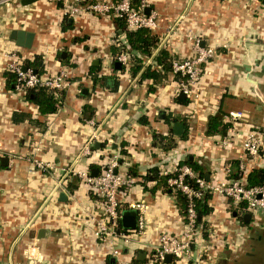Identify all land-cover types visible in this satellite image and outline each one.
Masks as SVG:
<instances>
[{
	"label": "crops",
	"instance_id": "1",
	"mask_svg": "<svg viewBox=\"0 0 264 264\" xmlns=\"http://www.w3.org/2000/svg\"><path fill=\"white\" fill-rule=\"evenodd\" d=\"M59 4L56 0H35L0 7V49L15 50L22 60L39 54L40 74L63 67L70 70L69 83L55 110L40 113L36 104L22 98L0 58V156L7 157L6 163L0 161V264L111 263L104 242L92 232V219L101 214V198L80 180L73 189L67 185L73 174L65 170L75 164V156L89 138L96 160L84 155L77 158L78 165L90 168L93 162L100 167L101 158L115 152L118 169L133 164L136 174H132L138 178L126 192L118 193L120 210L128 208V200H142L146 220L141 238L144 246L135 241L118 242L125 258L146 252L156 241L158 230L177 232L181 226L170 194L150 190L151 181H146L145 189L139 183V175L148 166L160 159L178 162L190 151V159L199 160L208 175L224 179L229 160H240L242 153L237 143L225 149L216 139L233 126L240 131L257 129L263 139L261 152L242 160L245 165L264 167V5L258 0H147L148 12L155 15L154 31L160 33L158 46L164 45L171 57L194 53L185 36L187 29L200 44L214 47L193 86L197 96L184 95L182 98H189L186 103L178 102V95L169 88H162L172 83L169 71L166 80L149 91L145 85L149 79L139 81V71L131 75L126 66L121 68L122 63L120 67L111 63L110 44L122 37L111 15L82 12L60 16ZM64 19L69 28H61ZM12 27L34 32L30 47L8 39ZM168 27L171 32L166 35ZM48 48L52 51L46 52ZM62 50L65 53L58 58L56 54ZM63 57L65 61L60 60ZM149 60L150 56L143 62ZM90 64L98 66L90 69ZM114 79L117 85L111 90ZM229 110H241L242 116L231 122L226 119ZM212 114L227 123L220 134L205 132ZM140 115L146 123L138 120ZM165 115L182 117L183 121L176 120L183 122L186 135L175 137V145L162 150L152 145L151 131L165 134L171 130L174 120L165 122ZM121 148L126 154L119 151ZM35 158L48 166L38 167ZM211 205L208 225L217 236L228 234L233 243L228 248L236 251L221 257L219 264H228L248 249L242 250L247 239L244 227L251 226L253 231L257 227L262 232L264 217L263 221L250 217L239 225L236 217L241 212L227 207L223 196H216ZM233 210L238 215H233ZM40 227L44 231L37 236ZM210 252L212 263L217 264L221 252Z\"/></svg>",
	"mask_w": 264,
	"mask_h": 264
},
{
	"label": "built area",
	"instance_id": "2",
	"mask_svg": "<svg viewBox=\"0 0 264 264\" xmlns=\"http://www.w3.org/2000/svg\"><path fill=\"white\" fill-rule=\"evenodd\" d=\"M133 1L59 0L58 7L60 16L72 17L82 12L103 16L114 15L122 18L126 28L145 27L154 30L156 28L154 13L144 11L147 0H136V4ZM17 3H19V0H0V7H8ZM166 31V35H169L171 29L168 27ZM185 36L190 40L194 53L185 58L171 57L169 72L172 74L173 80L169 86L163 84L162 88L164 90L169 88L174 96L181 92L186 96H197L193 86L200 78L202 63L212 56L214 47L208 44H200L199 38L190 29L185 31ZM49 51H52V49H46V52ZM0 58L5 61L6 70L13 74L14 86L23 93L22 98L25 97V88L45 87L60 90L64 89L69 83L70 70L68 67L60 68L51 74H40L33 68L24 66L17 52L6 47L0 49ZM127 59L128 55L124 52L118 53L115 57V60L122 64H126ZM174 75H177V77L175 78ZM241 116V110H229L226 113V119L231 122L238 120ZM216 142L225 149L230 148L233 143L240 146L242 156L238 161V169L242 171L245 168L242 158L257 156L263 139L253 129L240 131L232 126L227 129L225 134L218 136ZM90 143L89 138L82 144L79 153L75 156V164L65 171L76 175L81 182L101 198V214L92 219L94 221L92 232L96 238L104 242L106 254L114 257V261L109 264H213V254L210 251H218L224 246L230 247L233 243L228 234L217 236L213 230L207 229L201 223L196 222L195 199L200 198L204 191L215 197L228 198L229 203L235 209H240L241 213L249 212L253 221L262 220L261 218L264 217V184L245 186L239 178L228 175L229 167L227 165L224 168L226 175L224 179L214 174L205 178L187 163L160 159L157 164L158 174L164 176L166 186L172 190H179L186 199L184 214L180 215L179 219L181 226L177 232L167 229L158 230L156 241L147 246L148 250L144 252V257L132 261L131 257L125 258L122 256L118 242L135 241L140 246L142 245L141 238L146 227L143 212L144 205L142 200H128L125 203L127 207L134 208L137 214L135 227L124 230L119 222L122 200L118 197V193L126 192L138 178L127 169H118V155L112 151L111 154H106L101 158L100 169L94 175L90 174V169L78 165L77 160V158L84 155L92 159L97 157L93 156ZM188 152L191 153L190 151L186 153ZM34 163L38 167L48 166V164L36 158ZM186 179H191L194 185L189 184ZM150 181L154 183V180ZM208 218V214L203 216L206 224H208ZM203 231H206L204 235ZM165 253L170 254V261L168 262L163 260Z\"/></svg>",
	"mask_w": 264,
	"mask_h": 264
},
{
	"label": "trees",
	"instance_id": "3",
	"mask_svg": "<svg viewBox=\"0 0 264 264\" xmlns=\"http://www.w3.org/2000/svg\"><path fill=\"white\" fill-rule=\"evenodd\" d=\"M262 5H264V0H258ZM57 4H59V0H56ZM134 4H136V0L133 1ZM113 18L114 26L116 31L120 30L119 34H122V37L115 38V41L110 44V56H111V63L113 64L115 57L118 53L124 52L128 55L127 63L122 64L121 68L123 66H126V68L129 70L131 75H134L136 72L138 73V80L141 81L142 79H149V81L145 84L146 89L149 91H155L156 85L160 82H163L166 80L167 72L170 70V67L168 63L171 59V54L169 50L163 45L158 46L160 33H157V31L150 30L145 27H138V28H126L124 26V22L122 18L118 16L111 15ZM70 24L66 22L64 19L62 21L61 28L66 29L69 28ZM118 36V35H117ZM155 53H151L154 48H156ZM57 57L60 58L59 52H57ZM150 56V60L147 63H144L146 57ZM62 61L66 60V57L63 59H60ZM24 66H28L31 68H35V71L41 70L42 63H41V57L39 54H34L32 58H24L21 59ZM98 65L90 64V69H96ZM7 70V73L10 74L11 79L13 77V74ZM176 78L177 75H174ZM117 85V79H114L112 85L109 87V89L113 90L115 89ZM63 89L60 90H52L45 87H37V88H25L24 89V96L37 105L38 111L40 113H47L54 111L56 108V102L60 100V97L62 96ZM176 100L181 103H186L189 98H177ZM84 108L91 109V107L84 105ZM170 116V115H169ZM181 119L183 121L182 117L179 116H170L168 118L167 115L163 116V120L167 123H169L172 120ZM138 120L140 122L146 123L147 120L144 115H140ZM227 126L226 122H222L217 115H209L207 122H206V134H214V133H221L222 130H224ZM252 129V128H251ZM257 131V129H253ZM186 135V127L183 129V131L179 135H175L172 133V130H168L167 133L162 134L155 129L151 131V143L152 145H158L162 150H166L167 148H170L175 145V137L183 138ZM121 153H125L126 151L121 148L119 150ZM261 152V149L259 150ZM120 153V154H121ZM189 153V152H188ZM252 158H249L250 160ZM238 158L230 159L229 160V173L228 175L233 178H239L242 183L245 186H252L256 184H264V167L261 166H249L245 165L244 170L238 169ZM177 163H187L189 164L199 175L204 176L206 171L204 167L200 164L199 160H194L189 158V154H185L184 157L181 160H178ZM101 165L100 163H98ZM89 167H95L97 170L100 169L99 166H97V163L91 162L89 164ZM89 168V169H90ZM232 168V169H231ZM127 170L129 172H133L134 175L136 174L133 164H130L127 166ZM72 179H70L67 182L68 188L73 189L75 188L79 178L73 174L71 176ZM139 183L142 185V188H146V181L154 180V183L149 186L150 190L160 189L161 191H166L168 194L171 195L173 204L178 212L179 215L184 214L185 205H186V199L184 195L179 190H172L170 187L166 186L164 181V176L161 174H158L157 172V164L154 163L150 166H148L145 169V172L143 174L139 175ZM189 184L194 185V182L191 179H186ZM89 189V188H88ZM94 193V192H93ZM228 206H232L228 198H225ZM215 201V196L210 194L207 191L203 192V195L200 198L195 199V210H196V222L201 223L202 226L206 228V223L203 220V216L211 211L212 205L211 202ZM235 209V208H234ZM241 211L240 209L238 210ZM240 222H243L242 218L238 215L236 217ZM249 221V220H248ZM121 226V225H120ZM122 227V226H121ZM122 229L125 230V228L122 227ZM206 233V231H203V235ZM132 261H136L135 257L131 258Z\"/></svg>",
	"mask_w": 264,
	"mask_h": 264
},
{
	"label": "water",
	"instance_id": "4",
	"mask_svg": "<svg viewBox=\"0 0 264 264\" xmlns=\"http://www.w3.org/2000/svg\"><path fill=\"white\" fill-rule=\"evenodd\" d=\"M35 0H19L20 4H28L30 2H33ZM148 6H145L144 11L148 12ZM33 36H34V32L32 30L29 29H25V28H18V27H12L9 29L7 37L9 40H12L15 44L19 45V46H24V47H30L32 40H33ZM64 50L60 51V55L63 56L64 55ZM93 63H96L95 60L93 61ZM115 67H120V62L118 60H114L113 62ZM169 65V63H168ZM24 68V67H23ZM82 91H84V88H82ZM184 93H179L178 97L182 98L184 97ZM171 130L173 134L179 135L182 131H183V122L181 120H174L171 123ZM96 146V144H95ZM192 156L189 154V158H191ZM7 157L6 156H0V161L1 163H6ZM97 172V168L95 167H91L90 168V174L94 175ZM205 178L208 177V174L205 173L204 175ZM59 197L61 199H64L65 196L62 192L59 193ZM233 215H238V212L236 210L232 211ZM136 210L134 208H124L121 209L120 211V215H119V222L120 225L125 228V229H131L135 227L136 224ZM242 221L243 222H248V220L250 219V213L249 212H242L240 214ZM44 228L40 227L38 228L36 235L37 236H41L43 234ZM144 257V252L140 251L136 254L135 258L136 259H142ZM163 260L168 262L170 261V254L169 253H165L163 255ZM114 261V257L110 256L109 262H113Z\"/></svg>",
	"mask_w": 264,
	"mask_h": 264
},
{
	"label": "rangeland",
	"instance_id": "5",
	"mask_svg": "<svg viewBox=\"0 0 264 264\" xmlns=\"http://www.w3.org/2000/svg\"><path fill=\"white\" fill-rule=\"evenodd\" d=\"M239 223V225H241V222H237ZM241 227V226H240ZM206 228L207 229H211V226L206 224ZM245 234L244 237L247 236L246 241H249V237L250 235L255 234L256 230L258 232H261V229L254 227V229H256L255 231H253V228H251V226H247V228L244 227ZM212 230V229H211ZM263 231L260 233V237L256 240L257 241V245H255L254 250L251 252V254H239L237 257L233 258L232 260H229L228 264H264V229H262ZM255 232V233H254ZM244 242V246L242 247L243 249H247V242ZM221 252V254H218V259H217V264H219L221 262V257L224 255H230L232 253L233 250L229 249L228 247L224 246L223 248H221L220 250H218ZM236 251H233V253Z\"/></svg>",
	"mask_w": 264,
	"mask_h": 264
},
{
	"label": "flooded vegetation",
	"instance_id": "6",
	"mask_svg": "<svg viewBox=\"0 0 264 264\" xmlns=\"http://www.w3.org/2000/svg\"><path fill=\"white\" fill-rule=\"evenodd\" d=\"M255 231V230H254ZM256 232V233H255ZM253 235H250L249 237V241L247 242V250L245 251V254H251V252L254 250L255 248V245H257V239L260 237V233L261 232H258L257 230L255 231Z\"/></svg>",
	"mask_w": 264,
	"mask_h": 264
}]
</instances>
